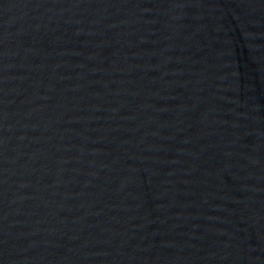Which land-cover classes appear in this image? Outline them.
<instances>
[{
  "label": "water",
  "instance_id": "obj_1",
  "mask_svg": "<svg viewBox=\"0 0 264 264\" xmlns=\"http://www.w3.org/2000/svg\"><path fill=\"white\" fill-rule=\"evenodd\" d=\"M0 264H264V0H0Z\"/></svg>",
  "mask_w": 264,
  "mask_h": 264
}]
</instances>
